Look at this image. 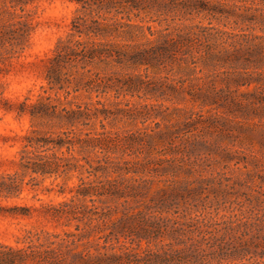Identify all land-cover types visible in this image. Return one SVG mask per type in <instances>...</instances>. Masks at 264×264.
Here are the masks:
<instances>
[{
  "label": "trees",
  "instance_id": "obj_1",
  "mask_svg": "<svg viewBox=\"0 0 264 264\" xmlns=\"http://www.w3.org/2000/svg\"><path fill=\"white\" fill-rule=\"evenodd\" d=\"M33 1L0 0V72ZM69 1L45 84L0 96L43 124L0 200L61 196L0 205L53 226L0 241V264H264V0Z\"/></svg>",
  "mask_w": 264,
  "mask_h": 264
},
{
  "label": "rangeland",
  "instance_id": "obj_2",
  "mask_svg": "<svg viewBox=\"0 0 264 264\" xmlns=\"http://www.w3.org/2000/svg\"><path fill=\"white\" fill-rule=\"evenodd\" d=\"M30 7L33 10L34 30L30 46L24 53L13 59L6 70L0 72V96L10 101L21 100L28 89H38L45 84L44 67L47 56L51 54V47L56 38L64 34L69 27V21L75 4L69 0H34ZM196 20L207 23V16ZM212 23L216 24L215 21ZM2 92V94H1ZM34 125L42 127L41 123L31 120L28 113L15 116L14 111H5L0 108V172H13L18 169L14 163V154L24 142L27 129ZM45 125V124H44ZM116 126H121L117 123ZM55 128V127H53ZM44 184H49L47 179ZM60 198L55 191L49 196L41 191V186L35 190L25 186L20 195L10 200H0V205L38 204L37 198ZM44 224L53 228L49 221L32 217L11 216L0 209V241L14 242L20 230L32 224Z\"/></svg>",
  "mask_w": 264,
  "mask_h": 264
}]
</instances>
